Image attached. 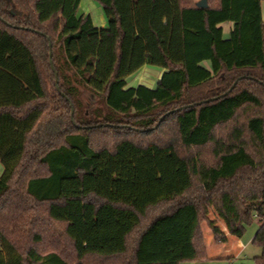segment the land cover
I'll return each mask as SVG.
<instances>
[{
  "label": "trees",
  "instance_id": "16d2710c",
  "mask_svg": "<svg viewBox=\"0 0 264 264\" xmlns=\"http://www.w3.org/2000/svg\"><path fill=\"white\" fill-rule=\"evenodd\" d=\"M92 1L104 28L81 0H0V264L202 260L199 201L238 185L264 264L263 0ZM226 22L242 67L201 34ZM145 66L156 86L128 87Z\"/></svg>",
  "mask_w": 264,
  "mask_h": 264
},
{
  "label": "rangeland",
  "instance_id": "374dc122",
  "mask_svg": "<svg viewBox=\"0 0 264 264\" xmlns=\"http://www.w3.org/2000/svg\"><path fill=\"white\" fill-rule=\"evenodd\" d=\"M261 7H262L261 18L264 22V0L261 3ZM77 15L79 16L80 15H83V16L90 15L92 19V23H94V25L100 29L107 26L106 18L104 16V13L101 7H98L97 3H95L92 0H81L78 6ZM224 26L226 25H215L213 26V28L218 29ZM204 35L206 37L205 41L208 42L206 33ZM204 65L208 67L207 63H204ZM163 72L164 71L159 68L152 67V66H149V67L145 66L144 68H141L139 71L135 72L134 75L128 77L126 79V82H127L128 87H134L137 85H146L148 87L153 88L156 86V81L160 78ZM83 98L85 100L87 99L93 100V97L90 96L88 93L84 94ZM227 191L228 193L226 194L223 193L225 191H221V193H219L215 198L200 199L199 201L201 204V208H202V214H204V217H205V220L202 221L201 223L202 224L201 225L202 236H203L204 242L207 241V244L210 250L212 247L216 248L217 246H219L221 248L223 244H226L228 246L231 244L230 241L228 243V239L226 235H224L225 233L220 230L221 228L218 229V232L224 235V237L227 239V242L225 243L216 242L214 239L213 233H212V229L216 230L215 225L218 224L217 222L219 220H221L224 223L227 222L231 224L230 217H228V215L224 216L222 214L221 208H223L224 212H226V208L228 207V209L230 210L231 205L234 204L235 202L234 207L237 210L236 199L239 195L247 194L248 192L249 193H252V192L259 193V191L252 189V187L245 188L244 190L245 192L241 191V193L235 192L233 188L232 189L230 188ZM220 205H221V208H219ZM218 213L222 215L221 216L222 218L218 217ZM259 225L260 223L258 222V220L253 218L249 222V224L245 227V230L242 236L239 238L242 243L243 249L240 251L238 258L234 260L235 264H254V257L260 255V249L251 243L253 239L252 237L257 231ZM228 233L230 235L232 234L230 230H228ZM206 250H207V247H206ZM206 255H208V250H207ZM231 262L232 260L228 262V259L227 260H221V259L212 260L210 259V256L208 255L207 258L192 262V264H230Z\"/></svg>",
  "mask_w": 264,
  "mask_h": 264
},
{
  "label": "crops",
  "instance_id": "0c3cea01",
  "mask_svg": "<svg viewBox=\"0 0 264 264\" xmlns=\"http://www.w3.org/2000/svg\"><path fill=\"white\" fill-rule=\"evenodd\" d=\"M261 16H262V7H261ZM218 25H226V26L222 28H218V29L211 27V29L208 32H205V31L201 32V34L203 35L204 41L206 38L204 34L206 33L208 42L206 41L205 42L208 44H211L212 42L214 44L215 50L217 51V53L223 60L225 66L242 67V61L240 58V53H239L238 45H237V34H236L237 25L232 22L221 23ZM233 190H235V192L241 193L240 191L241 187H239V185L236 187H233ZM226 193L228 192H224V194ZM226 213L228 217H230L231 219L230 221L231 224L227 222L224 223L221 220H219L217 222L218 224L215 225V228L216 230L221 228L220 230L225 233L224 235H226L228 239V243L230 241L231 244L229 246L226 244H223L221 248L219 246H217L216 248L212 247L210 250L207 244V241H205V243H206V247H207L208 255L210 256V259L212 260L214 259L215 260H218V259L227 260L228 259V262L232 260L231 263L235 264L234 260L238 258L240 251L243 249V246L239 239L240 237H238L236 234L238 223H237V214L236 212H234V204L231 205L230 210L228 209V207L226 208ZM221 216L222 215L218 213V217L222 218ZM228 230L231 231L232 233L231 235L228 233ZM184 264H192V262H186Z\"/></svg>",
  "mask_w": 264,
  "mask_h": 264
},
{
  "label": "water",
  "instance_id": "95a60500",
  "mask_svg": "<svg viewBox=\"0 0 264 264\" xmlns=\"http://www.w3.org/2000/svg\"><path fill=\"white\" fill-rule=\"evenodd\" d=\"M196 6L199 7V8H207L208 4H206V0H199V1L196 2ZM50 66H51V70L55 73V77H56L55 82L57 83V74H56V71L53 70L51 62H50Z\"/></svg>",
  "mask_w": 264,
  "mask_h": 264
}]
</instances>
